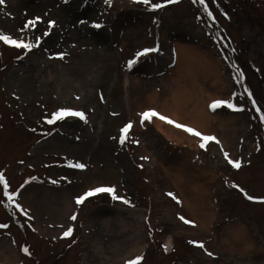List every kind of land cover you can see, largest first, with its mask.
I'll use <instances>...</instances> for the list:
<instances>
[{
    "label": "rangeland",
    "instance_id": "rangeland-1",
    "mask_svg": "<svg viewBox=\"0 0 264 264\" xmlns=\"http://www.w3.org/2000/svg\"><path fill=\"white\" fill-rule=\"evenodd\" d=\"M153 3L164 6L150 10ZM35 17L41 18L36 26L24 29ZM49 21L55 22L51 29ZM97 23L101 27H94ZM0 34L33 44L41 37L30 51L0 41V173L9 193H17L10 203L0 184V224L8 226L0 228V242L9 241L17 254L8 264H82L93 248L100 253L123 248L121 264L137 256H142L139 264H264V0H205L204 5L199 0H149L148 5L6 0L0 6ZM177 46L198 57L191 74L177 64ZM150 48L158 50L137 56ZM215 60L216 72L205 66ZM172 70L178 71L181 88L174 95L188 100V106L194 101L206 106L201 112L216 117L209 134L220 143L210 141L203 149L201 140L172 145L155 126L156 120L167 126L165 121L153 117L141 125L139 114L149 109L169 118L144 97L152 90L159 102L170 97L175 91ZM216 96L221 98L210 99ZM214 99L242 110L227 103L211 109ZM61 108L82 111L86 120L66 117L48 124ZM223 118L230 145L220 141L217 127ZM129 122L133 127L121 144L120 129ZM173 156H186L208 174L209 229L177 212L176 184L172 173L163 170L173 168ZM229 159L238 160L240 168ZM76 162L85 168L71 166ZM101 186L114 187L123 199L97 193L76 203ZM40 187L69 198L70 207L54 218L56 223L45 221L40 202V218L24 206L30 201L27 194ZM194 192L196 197L200 190ZM72 215L77 219L71 220ZM236 222L246 226L254 243L241 259L238 243L231 248L223 243L225 228ZM56 225L60 228L52 233L48 227ZM69 227L72 234L63 237ZM168 235L170 251L164 247Z\"/></svg>",
    "mask_w": 264,
    "mask_h": 264
},
{
    "label": "bare ground",
    "instance_id": "bare-ground-1",
    "mask_svg": "<svg viewBox=\"0 0 264 264\" xmlns=\"http://www.w3.org/2000/svg\"><path fill=\"white\" fill-rule=\"evenodd\" d=\"M176 51L177 64H184L186 73L191 74V71L193 70L192 66H195L193 59L198 57L194 56L193 53L188 51L185 47L177 46ZM195 63L199 64L200 62ZM217 64H219V62L215 60L212 64L205 63V66L216 72L218 67ZM171 79L175 84V91L170 97L163 98L159 102L157 100V92L152 90L144 97V100L154 103L155 106L156 103L159 104L158 108L160 111L165 112L166 110L169 114V118L176 123H180L194 129L199 128L202 134L211 135L209 134L212 133L210 122L214 121L216 117L212 116L208 112H201L204 107L206 108L203 104L194 101L188 106V100H183V98L179 99L174 95L177 92H180L181 89L178 82L179 77L177 70L174 72L172 70ZM182 88L186 89L183 85ZM212 98L220 99L221 97L216 96L211 97L210 99ZM226 123L227 120L223 118L219 121V126L217 127L220 133L218 134L221 137L220 141L222 142V145H230V143L226 141L224 134ZM155 124L157 131L170 141L172 145H178L180 142H186L187 145L191 146L196 141L201 140L199 137L192 136L183 129L176 128L174 125L168 124L167 126H162V123L158 120H156ZM212 136L217 137L215 134ZM165 157L163 156V158ZM171 160L174 163L173 168H165L163 170L165 173H167L168 170L170 171L169 173H172L173 175L177 191L176 200L180 201L177 212L179 214H188L191 218H194L197 221V224L200 227L209 229L208 223L210 222V218L212 216V202L210 198V179H206L208 174L195 167V164L192 163L186 156H173L171 157ZM196 189L200 190V192L196 194L197 196L195 197L194 193L196 192L194 191ZM27 196L30 201L24 202V206L29 212H34V215L37 218H40L41 215H39L37 211L39 210L38 203L40 202L42 204L45 221L48 223H50V220L53 221L52 223H56L54 218H59L63 212L70 207L69 198L64 192L61 191L60 193H57V191L47 187H40L35 191H30ZM234 224L235 226L230 224L225 228L223 233V243H225L226 248H231L234 246V243H238L239 250H241V256H239V259H241L246 256V253L254 248V243L244 224L240 222H236ZM55 228H60V225H56L53 229L48 227L49 230H52V233H57L58 229ZM129 238L134 239L133 233L129 234ZM137 243V241H134L133 246L137 248V251H139L141 246ZM164 247L168 251L172 249L173 243L170 235L165 238ZM259 249H261V247H259ZM123 253V248L103 253H100L97 248H93L90 254L83 256L82 264H116L118 262L121 264L125 259ZM16 257L17 254L11 247L9 241L2 240L0 242V262L8 264L14 262Z\"/></svg>",
    "mask_w": 264,
    "mask_h": 264
},
{
    "label": "snow or ice",
    "instance_id": "snow-or-ice-1",
    "mask_svg": "<svg viewBox=\"0 0 264 264\" xmlns=\"http://www.w3.org/2000/svg\"><path fill=\"white\" fill-rule=\"evenodd\" d=\"M5 2H6V0H0V6L4 5ZM110 2H111V0H106V3H110ZM134 2L141 3V4H144V5H148L149 4V0H134ZM165 2L167 4H174V3H178L179 0H165ZM194 2H195V0H194ZM199 3L201 5H204L205 4V0H199ZM163 6L164 5L163 4H160V3H153V4H151L150 10L160 9ZM209 15H211V12H209ZM40 20H41L40 17H35L34 19H30V20L26 21L25 24H24V29H28L29 27H35L36 26V23L38 21H40ZM54 25H55V22L54 21H49L48 22L49 29L53 28ZM94 27L99 28V27H101V25L99 23H97V24L94 25ZM44 35L45 36L49 35V32L46 31L44 33ZM0 41H3L5 44L13 45L15 48L25 49V50L30 51L34 47H38L39 46L40 41H41V37H39V36L35 37L36 43L33 44V43L24 42L23 39H14L10 35L0 34ZM157 50H158L157 48L144 49L142 52H138L137 53V56H142L145 53L155 52ZM56 55H57V58H60V59H63V57H64V54L63 53H59V54H56ZM134 63H135V60L129 61V66H131ZM239 78L240 79H243V73H240ZM225 103H227V107L228 108L234 109L236 111H241L242 110L241 108H237L233 103L226 102V101H223V100H216V101L212 102L209 105V107L211 109H217L222 104H225ZM139 115H140V123H141V125H143L145 121H151L153 117H157L161 121H165L166 123H168L170 125H174L176 128L183 129L185 132L191 134L192 136L199 137L201 139V141H202L199 144V147L202 148V149L205 148L206 144L208 142H210V141H215L216 143H220L216 139V137H214L212 135H204L200 131H198V130L192 128V127H189V126H186V125H183V124H180V123H176L172 119H170V118H168L166 116H163V115L159 114L156 110L149 109V110L143 111ZM66 117H78L81 120H86L85 113L82 112V111L73 110V109H69V108H61V109H58L56 112H54L52 114V117L50 119H47L46 122L48 124H53L56 121L65 119ZM261 119L264 120V116H262ZM132 127H133L132 123L129 122V123L125 124L120 129L119 142L121 144H123L125 142V140L128 139V134H129L130 130L132 129ZM224 155L227 158L229 154L227 152H225ZM228 163H230L234 168H237V169L240 168V166H241L240 165V162L238 160H235L234 161V160L229 159L228 160ZM71 166H73L75 168H80V169L85 168V165L83 163H79V162H76V163L72 164ZM31 179L32 180H35L36 178L35 177H32ZM28 182H29L28 180H25L24 184H27ZM52 183H56V181H52ZM0 184L3 185V187H4V195L7 196L9 202L10 203H15L14 197L16 196L17 193L16 192L9 193V191H8V186L9 185H8V182L4 179L3 173H0ZM24 184H22L20 187L23 188L24 187ZM234 187H235V185H234ZM17 191H19V190H17ZM97 193H109V194H112V198L114 200L115 199H123L122 197H119V196H117L115 194L116 193V189L114 187H111V186H108V187L101 186V187H97L95 189H91V190L87 191L84 195H81V196L77 197L76 198V203L79 205L87 197L94 196ZM168 195L169 196H172L173 199H176V197L172 193H168ZM247 199L253 200L255 198L252 197V196H247ZM123 202L125 204L129 203V201L126 200V199H124ZM262 202H264V199H262ZM177 203H180V201L177 200ZM15 206L17 208H20L21 207L18 203L15 204ZM70 219L71 220H76L77 217H76V215H72L70 217ZM180 219L182 221H184L185 223H191V221L186 220L182 216L180 217ZM7 227L8 226L6 224H0V228H7ZM72 231H73V229L71 227H69V228H67V230L63 231L62 236L63 237H69L72 234ZM190 243H197V242L190 241ZM198 246L201 247V248L204 247L203 243H199ZM21 251H23L26 254H30V250L27 247H22L21 248ZM208 255L211 256L212 253L209 252ZM141 260H142V256H137V257H135V259L127 261L126 264H139V262Z\"/></svg>",
    "mask_w": 264,
    "mask_h": 264
}]
</instances>
